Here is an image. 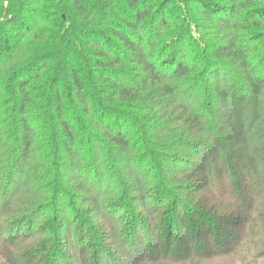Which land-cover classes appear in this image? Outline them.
Listing matches in <instances>:
<instances>
[{"label":"trees","instance_id":"1","mask_svg":"<svg viewBox=\"0 0 264 264\" xmlns=\"http://www.w3.org/2000/svg\"><path fill=\"white\" fill-rule=\"evenodd\" d=\"M3 236L35 244L3 264H264V0H0Z\"/></svg>","mask_w":264,"mask_h":264},{"label":"rangeland","instance_id":"2","mask_svg":"<svg viewBox=\"0 0 264 264\" xmlns=\"http://www.w3.org/2000/svg\"><path fill=\"white\" fill-rule=\"evenodd\" d=\"M220 189V185H214L211 188L205 189L203 192L201 193H197L196 195L199 198H208L211 199L212 202H215L217 204L220 205L221 201L217 198L218 197V192ZM228 189V190H227ZM230 188L229 186H226V190H225V195H226V200L220 205V206H227L232 204V201L230 200ZM240 236V235H239ZM242 236H245V240L244 241H248L251 244L253 243V240L255 239L254 234L251 232V229L248 228L244 233H242ZM37 239H40V237H36ZM71 239L74 238V235H72L70 237ZM67 241L66 243H68V241H72L69 239V236H67ZM35 246L34 244V238H22V240L20 241H15L13 239V237H8V236H3L0 237V264H3L4 262H6V260L8 259V254H10L12 251L15 253H20L22 255L24 254H28V251L30 249H33ZM252 247H255L254 245ZM251 253L255 250V248L250 249ZM256 251H254L255 253ZM226 261V260H225Z\"/></svg>","mask_w":264,"mask_h":264}]
</instances>
